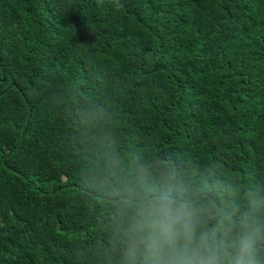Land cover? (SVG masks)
Wrapping results in <instances>:
<instances>
[{
  "label": "trees",
  "instance_id": "1",
  "mask_svg": "<svg viewBox=\"0 0 264 264\" xmlns=\"http://www.w3.org/2000/svg\"><path fill=\"white\" fill-rule=\"evenodd\" d=\"M120 3L0 0V264H121L145 169L264 189V0Z\"/></svg>",
  "mask_w": 264,
  "mask_h": 264
},
{
  "label": "clouds",
  "instance_id": "2",
  "mask_svg": "<svg viewBox=\"0 0 264 264\" xmlns=\"http://www.w3.org/2000/svg\"><path fill=\"white\" fill-rule=\"evenodd\" d=\"M119 194L121 264H264V189L241 198L234 183H195L165 166Z\"/></svg>",
  "mask_w": 264,
  "mask_h": 264
},
{
  "label": "bare ground",
  "instance_id": "3",
  "mask_svg": "<svg viewBox=\"0 0 264 264\" xmlns=\"http://www.w3.org/2000/svg\"><path fill=\"white\" fill-rule=\"evenodd\" d=\"M27 133V132H26ZM10 176V175H9ZM259 179V178H258ZM61 214V213H60Z\"/></svg>",
  "mask_w": 264,
  "mask_h": 264
}]
</instances>
